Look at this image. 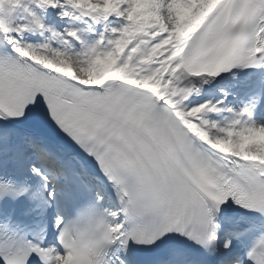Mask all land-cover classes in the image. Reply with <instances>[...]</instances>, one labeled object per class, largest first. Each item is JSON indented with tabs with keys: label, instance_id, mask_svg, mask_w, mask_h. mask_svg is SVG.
<instances>
[{
	"label": "snow or ice",
	"instance_id": "snow-or-ice-1",
	"mask_svg": "<svg viewBox=\"0 0 264 264\" xmlns=\"http://www.w3.org/2000/svg\"><path fill=\"white\" fill-rule=\"evenodd\" d=\"M0 264H264V0H0Z\"/></svg>",
	"mask_w": 264,
	"mask_h": 264
}]
</instances>
